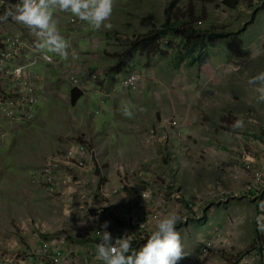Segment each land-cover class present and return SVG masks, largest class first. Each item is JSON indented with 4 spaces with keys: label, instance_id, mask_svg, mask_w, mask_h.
I'll use <instances>...</instances> for the list:
<instances>
[{
    "label": "rangeland",
    "instance_id": "1",
    "mask_svg": "<svg viewBox=\"0 0 264 264\" xmlns=\"http://www.w3.org/2000/svg\"><path fill=\"white\" fill-rule=\"evenodd\" d=\"M170 3L174 23L191 19L197 30L208 32L209 41L200 52H189L178 38L162 39L159 53L151 58L135 53L139 55L133 64L142 70L141 90L126 91L119 76L101 71L93 83L98 86L82 87L86 96L76 106L60 104L37 130L34 124L23 133L0 120L1 263L9 264L10 259L28 264L35 243L57 240L72 264H103L96 255L98 231L109 219L122 221L114 212L125 208L118 202L141 185L157 199L164 198L168 211L178 207L182 215L188 202L193 204L195 216L177 225L186 255L176 264H264V232L258 231L256 219L260 209L255 211L250 198L229 200L226 191L232 188L224 181L229 178L235 184L237 178L235 169L220 158L230 152L222 149L225 143L218 137L222 131L233 132L234 121L242 118L249 125L246 134L264 143V101L257 86L247 83L264 71V0H116L112 27L94 30L83 22L81 46L94 48L98 40L95 49L100 54L117 58L127 42L154 28L147 25L146 16H154L161 26ZM70 16L60 12L62 35L68 30L60 23ZM27 29L11 18L0 21V37ZM76 37L73 43L81 39ZM26 40L36 42L29 34ZM65 62L71 65L69 59ZM106 78H113L115 87L105 91L102 101L95 99L91 89L103 91ZM88 98L93 112L85 110ZM122 106L133 111L132 117L122 115ZM249 118L257 120L262 133ZM73 142L89 149L83 166L77 161L51 162ZM238 150L232 152L240 154ZM239 180L246 186L249 175ZM155 225L135 233L133 249L146 243ZM216 233L222 240L204 252Z\"/></svg>",
    "mask_w": 264,
    "mask_h": 264
},
{
    "label": "built area",
    "instance_id": "2",
    "mask_svg": "<svg viewBox=\"0 0 264 264\" xmlns=\"http://www.w3.org/2000/svg\"><path fill=\"white\" fill-rule=\"evenodd\" d=\"M18 2L20 0H5L3 8L4 10L14 9ZM55 17L56 19L60 17L59 11L55 13ZM82 26L83 21L74 15L67 17L66 21L61 23V27L68 30L65 38L71 42L70 54L67 58L70 61L76 60L79 56V50L73 40L81 32ZM23 32H7L0 37V120L8 122L13 128H21L33 120L42 102L43 91L49 90L42 78V73L44 75L45 71L57 69L62 78L72 86V89H82L88 83V79L82 77V68L78 64L71 62L68 67L65 64L67 59H59L51 53L46 54L51 56V60L45 59V53L35 50V44L39 41V37L29 28ZM28 34L35 38L34 45L26 40ZM41 65L44 69L40 74L38 67ZM17 69H22L19 76ZM141 74V69L138 67L122 75L121 86L124 90H141ZM98 78L99 76L94 74L91 79L97 81ZM249 121L256 126L259 133L263 132L257 120L249 118ZM88 154L89 149L84 143L73 142L64 154L54 157L51 162L66 160L73 163V161H77L83 166V160ZM241 159L245 169H249L251 174L245 190L254 198L258 197L264 190V146L260 151L244 150ZM51 162L48 173L52 171ZM121 188H125V185H121ZM134 192L135 199L126 210L121 212H117V209L114 210L115 216L122 221H119L118 224L111 222L108 226V231L114 238L113 242L115 238L121 237L125 233L133 238L136 232L147 231L148 228L156 224L158 218L168 212L166 200L164 198L157 199L148 187L138 185ZM178 203L180 204V202ZM193 213H195V209L193 204L189 203L186 212L182 213V220L179 224L190 221L192 219L190 216H195ZM134 228L137 229L136 232ZM103 230V228L99 229V236L100 231ZM222 236L221 233H216L203 251L206 252V249L212 247L214 242L222 240ZM32 251L34 256L28 261V264H72L71 255L63 247L62 242L57 240L37 242L33 245ZM0 264L3 263L0 262Z\"/></svg>",
    "mask_w": 264,
    "mask_h": 264
},
{
    "label": "clouds",
    "instance_id": "3",
    "mask_svg": "<svg viewBox=\"0 0 264 264\" xmlns=\"http://www.w3.org/2000/svg\"><path fill=\"white\" fill-rule=\"evenodd\" d=\"M115 4L116 0H20L15 4L14 9H5L0 15V21L11 18L32 30L39 37L35 50L45 53V59L51 60V56L46 55L47 53L67 59L71 42L61 34L55 13L57 11L70 12L80 21L87 22L94 30L110 29L112 27L110 18ZM73 58L75 59L74 54ZM138 67L141 69L139 65L134 68ZM133 69L129 66L117 76L122 77ZM21 71L22 69H17L18 76ZM94 74H97L99 78L101 76L100 73L94 72L87 79L96 83L99 78L93 81L91 78ZM247 83L250 86H257L255 90L259 93V99L264 101V71L252 76ZM121 113L126 118L133 115V111L128 106H122ZM244 126V120L237 118L232 125V130L243 129ZM260 213L256 218L257 227L258 230L264 232V202H262ZM181 220L182 215L178 208L169 210L156 220L155 230L151 231L146 243L138 249H133L132 236L128 233L115 238L113 242L114 238L108 231L110 223L105 221L101 225L104 230L100 231V241L96 245L97 259L103 264H176L186 255L180 232L177 230V225Z\"/></svg>",
    "mask_w": 264,
    "mask_h": 264
},
{
    "label": "crops",
    "instance_id": "4",
    "mask_svg": "<svg viewBox=\"0 0 264 264\" xmlns=\"http://www.w3.org/2000/svg\"><path fill=\"white\" fill-rule=\"evenodd\" d=\"M60 28H62L61 23H60ZM82 32H83V26H82L81 32L76 37V38H81V39L77 40L75 43L77 45V47L79 48L78 49L79 50V56L77 57L76 60L68 62V64H70L71 62L78 64V62H79L80 65L79 64L78 65L80 68H82L81 74H82L83 78H88L94 72L101 73V71H105V72H106V70L109 71V69L116 64L117 58L116 57L112 58L108 54H105V53L103 55L100 54L95 49L96 46H99L101 44V42L98 40L96 41V42H98V44L95 45L94 48L89 47V46H87V47L81 46ZM63 36H65V35H63ZM93 44H90V45L93 46ZM138 55L139 54L134 55V59L128 64V67L132 66V69H133L135 66H138V65L133 64V61H135V59L137 58ZM55 56L58 58H61L58 55H55ZM140 57L143 59L145 58L144 55L143 56L140 55ZM43 69L44 68L42 65L38 67V71L40 74L43 71ZM42 78L46 83V88L48 87L52 91L51 92H49V90L43 91L42 102H41L40 106L38 107V110L36 111L32 122L21 127L23 133L25 132L24 130L29 131L30 129H28V127H31L34 124H36V126L33 127V129L37 130L39 125H41L42 123H45L44 118H47V115L51 116V113L53 111L57 112L59 110L60 104L66 105L68 103L69 104L71 103V100H70V102L68 101V97H69L68 91L70 90L69 83L65 79L62 78V76L60 75V73L58 72L57 69H50V70L45 71L44 75L42 73ZM119 78L121 79V77H119ZM101 80H103V79H101ZM105 80H107L108 84L104 83V85L106 87L102 88L103 91H100L99 89H91L90 94L95 96V99H98V100L103 99L102 97L106 96L105 91L109 92V90L112 89L113 86L115 85V84H113V82H114L113 78L112 79L106 78ZM87 81H88V84L89 83L93 84L92 81H89V80H87ZM88 84H87V86H88ZM93 85L98 86L97 84H93ZM84 96H86V94ZM77 104L78 103H76L73 106H76ZM97 105L99 106V108H101V109L103 108L102 103H98ZM91 106H92V102L88 98L87 103L84 106L85 110L91 109ZM92 112H93V110H92ZM228 119H229V117H227V120ZM83 120H84V118H83ZM41 127H39V128H41ZM248 127H249V125L244 126L243 129H238V130L230 132V133L228 131H222L218 135V137L221 138L220 141L225 143L222 149L224 151L230 152L228 154L226 152V155H223L220 158H221V160H223L222 162H224L225 164H229L230 167L232 166L233 170L235 169V175L233 177L237 178V181H235V184H232L230 182L231 180H229V178H227V180L224 181L226 186H230L232 188V190L230 192L226 191V193L228 194L227 196H228L229 200H234V198H237V199H242V200L246 201L247 198H250V199H252V202L255 206L254 209L256 211V210H259L261 208L262 202H264V190L262 191V193L258 197H255V198L254 197L251 198V196H248V194H244V192L246 191L245 190L246 186L244 185V183H242L239 180V178H241V177H247L248 178V175H249V180H250L251 176H250V172L247 171L244 167V164H243L242 159H241V154H242L243 149L246 150L245 148H247V150L260 151L261 148L264 146V143L261 142V139H262L261 137L255 138L252 136H248L246 134V132L248 131V129H247ZM184 130L186 132H188L186 129H184ZM181 132H183V129H181ZM213 133L215 134V136H217V134H218L215 132H213ZM215 136L213 138H215ZM210 143H211V141H210ZM98 145H99V148H101L100 147L101 143ZM1 148H3V147H0V150H1ZM239 148H240V150H238ZM106 149L108 150V147ZM237 150L240 152V154L239 153L235 154L232 152V151H236V153H237ZM0 157H1V155H0ZM229 176L231 177V174ZM232 182H234V181H232ZM206 185H207V182H206ZM235 190H238V191H235ZM123 196L125 198L121 199L118 202V205L124 206L125 208H123V209L126 210V207L135 199V195H133L132 193H127V195L123 194ZM184 200L186 202L185 198H184ZM189 203L190 202H188V204ZM221 203L222 204L226 203L225 199L222 200ZM255 211L250 212V214L251 215L255 214ZM108 221H109V223L114 222L110 219ZM9 261H10L9 264H13L10 259H9ZM22 262L23 261H21V263Z\"/></svg>",
    "mask_w": 264,
    "mask_h": 264
},
{
    "label": "trees",
    "instance_id": "5",
    "mask_svg": "<svg viewBox=\"0 0 264 264\" xmlns=\"http://www.w3.org/2000/svg\"><path fill=\"white\" fill-rule=\"evenodd\" d=\"M170 5L171 7L165 10L166 19L160 27L156 26L154 16L149 15L144 18L147 20V25L154 28L148 30L138 40L127 42L123 53L117 57L116 64L109 69V72L111 71L112 73L111 75H120L134 59L136 52L146 55L148 59L158 54L159 42L168 37L178 38L179 42L185 45L189 52L193 54L200 52L205 47L210 37L208 32L197 30L195 28L196 21L192 22L191 19L186 24L174 23L172 20V6L174 4L170 3ZM83 96L84 93L81 90L73 89L70 92L71 104L75 105ZM134 231L136 232L137 229L134 228Z\"/></svg>",
    "mask_w": 264,
    "mask_h": 264
}]
</instances>
